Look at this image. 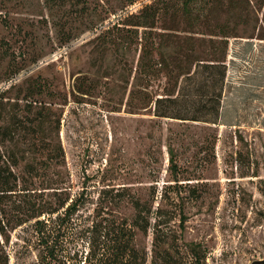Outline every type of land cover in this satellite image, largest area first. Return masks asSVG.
<instances>
[{
  "label": "rangeland",
  "instance_id": "374dc122",
  "mask_svg": "<svg viewBox=\"0 0 264 264\" xmlns=\"http://www.w3.org/2000/svg\"><path fill=\"white\" fill-rule=\"evenodd\" d=\"M128 18L155 19L136 33ZM222 33L227 50L209 41ZM163 43L194 59L174 104L156 101L169 88L151 45ZM33 87L44 92L32 98ZM37 98L50 107L46 142L65 156L40 178L25 175L31 197L7 195L4 208L56 202L44 187L58 179L63 198L78 199L58 244L68 264H89L94 224L126 226L127 264H264V0H191L189 11L184 0H0V127L33 118L25 104ZM28 142L11 146L28 152ZM33 222L3 236L9 264H41ZM115 249L101 237L94 252L104 264Z\"/></svg>",
  "mask_w": 264,
  "mask_h": 264
},
{
  "label": "trees",
  "instance_id": "16d2710c",
  "mask_svg": "<svg viewBox=\"0 0 264 264\" xmlns=\"http://www.w3.org/2000/svg\"><path fill=\"white\" fill-rule=\"evenodd\" d=\"M190 2L191 0H184V8L187 11H189ZM150 8L151 7H149V9ZM149 19L155 18H128L123 22V25L135 27L131 29L138 33L140 28L150 27ZM116 27L117 26L115 25L114 28ZM128 29L129 32H132L130 28ZM111 31L112 29H109L106 31V33L110 34ZM219 36L221 37L220 40H214L212 38L209 41L213 44L216 42H218V44L222 43L227 50L229 38L232 36L231 33H222ZM107 42L111 43V46H113L115 40L107 39L102 43V45H106ZM148 46H150V44L146 43L143 47V58L150 56L148 54L150 53ZM151 47L152 50L160 51L161 53L160 60L159 62L157 61L155 65L158 67L159 71H161V74L166 75V79L164 80V89L167 87L169 88V90H165L166 93H163V97L157 98L156 101L174 104L177 102L175 91L178 89L181 79L191 75L192 68L189 65H193L194 59H192V55L188 53H182L180 55L178 54V56H174L175 52H168V45L164 43L159 44L157 48L154 47V44H152ZM181 49H183V46H181ZM172 58L173 60H171ZM218 59L219 58L217 56H212L210 60L211 64L207 65L213 69L219 67V64L216 63H220L221 60ZM146 73L148 74V72ZM222 78H224V74H222ZM171 87L175 88V90L172 92H170ZM43 92V90L40 89L38 91L37 87H33L29 93L32 98H34L35 96L41 95ZM1 98L3 97L1 96ZM25 108L29 111H35L36 109L35 116L28 121L27 119L20 121L18 117H13L10 119L7 126L0 127V264H9L10 262V254L7 247L8 239L6 238V240L3 241V236L7 237V232L10 231L9 228L13 230L16 227L22 226L31 221H34L33 227L36 232L40 234V242L41 246L43 247L40 251V263L68 264V260L62 254V250L59 248L58 244L60 241V235L63 231L62 224L76 212L78 199L70 198L69 196L63 198V195L68 194L67 189L53 186L58 185V179L46 180L47 186L44 187V189H54L55 193H59L58 195L60 197L56 202L52 200L49 201L50 199H47L46 201L44 200L43 202L39 203L30 202L31 204L27 205L26 201L23 198H20L17 201L19 205L17 206L15 212H10L4 208L6 198L8 197L12 198L14 195L16 197H18V195H20V197H31V192H28L31 191L28 188V185L30 184V179L28 176H38L40 178L42 173L44 175L48 168H51L56 164H61V162H59V158L65 156L64 149L61 145L58 147H51V145L46 142L44 124L46 121H48V112L50 107L37 98L35 100L32 99L30 102H28V104H25ZM217 112V116H219V110ZM159 116L162 118H179L183 120H190L189 118L170 116L169 112H164ZM192 120L202 121L200 119ZM18 132L23 134H18ZM14 136H19V142H31V147H29L28 152H26V150L21 151L19 148L11 146ZM24 136H28V139L26 140ZM168 150L170 154L169 161L171 162V170L176 176L178 166L176 164L174 150L172 149L171 145H168ZM28 153H33L34 155L32 157V162L28 161ZM34 159L36 160L35 163ZM7 195L9 196L7 197ZM40 197L42 199L43 194L40 195ZM147 211L150 210L148 209ZM54 214H57L55 219L45 218L47 215ZM182 218V223H184L185 217L182 216ZM142 219L143 224L141 229L147 232L150 226L149 219L145 216H143ZM159 224H157V227H159ZM102 229L105 230L99 229V227L94 224L92 228L88 230L89 232H87V230L83 231L84 233H88L87 245L89 246L90 250L87 254L88 256L86 257V259H88V263H103V258H99L100 256L94 252L95 244L101 237L104 238L107 243H110V245H114V247H116V249L113 250L112 259L107 260L109 261V264H127L130 262V259L134 258L135 256L132 255V252L129 249L130 233L126 226H123L120 230L111 229L110 227H103ZM190 246L193 255L198 258L197 246L199 245L192 243ZM102 257H105L104 254ZM107 261H105L104 264H108Z\"/></svg>",
  "mask_w": 264,
  "mask_h": 264
},
{
  "label": "water",
  "instance_id": "95a60500",
  "mask_svg": "<svg viewBox=\"0 0 264 264\" xmlns=\"http://www.w3.org/2000/svg\"><path fill=\"white\" fill-rule=\"evenodd\" d=\"M253 264H262L261 261H255Z\"/></svg>",
  "mask_w": 264,
  "mask_h": 264
}]
</instances>
